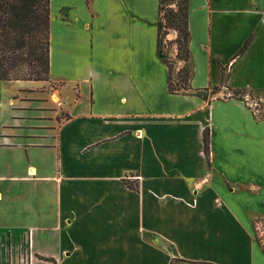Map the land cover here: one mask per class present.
<instances>
[{
    "label": "crops",
    "instance_id": "0c3cea01",
    "mask_svg": "<svg viewBox=\"0 0 264 264\" xmlns=\"http://www.w3.org/2000/svg\"><path fill=\"white\" fill-rule=\"evenodd\" d=\"M158 5L50 0L48 79L0 81V201L17 205L0 231L36 258L264 264V120L231 96L264 101V0H187L176 94Z\"/></svg>",
    "mask_w": 264,
    "mask_h": 264
},
{
    "label": "trees",
    "instance_id": "16d2710c",
    "mask_svg": "<svg viewBox=\"0 0 264 264\" xmlns=\"http://www.w3.org/2000/svg\"><path fill=\"white\" fill-rule=\"evenodd\" d=\"M159 20L157 22L156 50L161 57L163 37L169 29L177 31L174 39L176 58L188 65V27H187V0H179L176 11L167 7L164 11V23L160 14L163 4L167 0H158ZM163 24V26H162ZM165 32L161 33V28ZM49 7L46 8L43 0H0V81H46L49 73ZM22 50L23 56L19 59L14 50ZM29 67V73H23L22 66ZM168 73L172 65H166ZM183 67V68H184ZM12 74V76H10ZM183 92L187 89L181 87ZM168 90L174 91L172 84ZM239 92L233 93L238 95ZM204 153H208V132H204Z\"/></svg>",
    "mask_w": 264,
    "mask_h": 264
},
{
    "label": "rangeland",
    "instance_id": "374dc122",
    "mask_svg": "<svg viewBox=\"0 0 264 264\" xmlns=\"http://www.w3.org/2000/svg\"><path fill=\"white\" fill-rule=\"evenodd\" d=\"M44 5L49 7V2L50 0H43ZM177 4H179V0H167L163 4V10L160 14V18H162V23L165 21L164 19V10L169 7L172 9V11H176L177 9ZM50 21V18H49ZM163 26V24H162ZM165 32L164 28H161V33L163 34ZM177 36V31L174 29H169L168 33L165 37H163V40L167 39V44H164L162 42V49L161 53L164 54V57L162 58L161 55L158 54L160 59L162 60L163 64L166 65H172V71L168 73V82L172 84V88L174 91H179L181 92V87H186L188 84V79L190 76L191 68L189 65L185 66L184 65L177 70L176 69V62L173 58V42H174V37ZM169 37V38H168ZM49 38V35H48ZM172 39V40H168ZM14 55L18 57L19 59L22 54V50L15 49L14 50ZM177 59V58H176ZM178 60V59H177ZM22 71L23 73H29V67L26 65L22 66ZM184 67V68H183ZM167 68V67H166ZM12 76V74L10 75ZM48 79V76H47ZM62 85V83H56L55 88H59ZM264 105V101L262 103ZM64 118V116H62ZM14 202L13 199H5L0 201V224L3 223L2 220H8L9 222H12L15 218L10 215L8 212V207ZM17 206L16 204L11 206V210H15ZM39 259V258H37ZM43 262V264H51L50 260L47 258H41L39 259ZM47 262V263H46ZM31 263V249H30V242L27 239L26 234H24L23 238H20L17 236L15 233L11 232H2L0 231V264H30ZM32 264H39L36 260L35 257H32Z\"/></svg>",
    "mask_w": 264,
    "mask_h": 264
},
{
    "label": "built area",
    "instance_id": "2783aa9c",
    "mask_svg": "<svg viewBox=\"0 0 264 264\" xmlns=\"http://www.w3.org/2000/svg\"><path fill=\"white\" fill-rule=\"evenodd\" d=\"M167 40V39H166ZM164 39L163 43L164 44H167V41ZM181 92H183V90L181 89L180 90ZM232 97H236L240 100H242L247 108L251 111V113L254 115V117L258 120H264V105H262L263 101L262 100H256L254 98H252L251 96L250 97H244L243 95L241 94H238V95H231ZM32 257H34L31 253V263L32 264ZM36 258V257H35ZM37 262L39 264H43V262L39 259H37Z\"/></svg>",
    "mask_w": 264,
    "mask_h": 264
}]
</instances>
